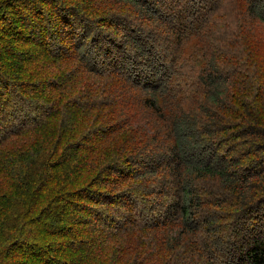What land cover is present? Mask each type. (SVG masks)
<instances>
[{
  "label": "trees",
  "instance_id": "16d2710c",
  "mask_svg": "<svg viewBox=\"0 0 264 264\" xmlns=\"http://www.w3.org/2000/svg\"><path fill=\"white\" fill-rule=\"evenodd\" d=\"M224 2L0 0V264H264V71L220 66Z\"/></svg>",
  "mask_w": 264,
  "mask_h": 264
},
{
  "label": "rangeland",
  "instance_id": "374dc122",
  "mask_svg": "<svg viewBox=\"0 0 264 264\" xmlns=\"http://www.w3.org/2000/svg\"><path fill=\"white\" fill-rule=\"evenodd\" d=\"M242 5L244 4L239 0H225L224 2V9L222 12L230 17L229 20L232 24V31L230 33H232V36L230 34V43L222 42L218 36V44L223 48L220 49L221 54L225 55L227 53V56L221 60L219 64L221 67L229 68L232 63L238 64L240 59L247 56L250 59L251 65L252 58L256 60L254 66L256 72H262L264 71V27L256 26L249 20L240 25L237 17ZM108 13L113 15V13H117V11L110 10ZM228 56H230L231 60H228ZM251 65L249 68L252 69ZM180 66L184 68L186 72L189 71L184 63H181L179 67Z\"/></svg>",
  "mask_w": 264,
  "mask_h": 264
}]
</instances>
